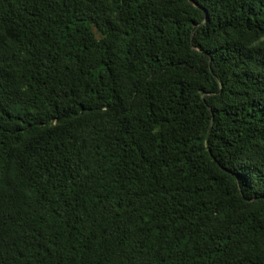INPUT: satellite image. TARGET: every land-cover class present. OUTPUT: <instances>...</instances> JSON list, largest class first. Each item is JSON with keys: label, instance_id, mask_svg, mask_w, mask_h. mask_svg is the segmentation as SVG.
Masks as SVG:
<instances>
[{"label": "trees", "instance_id": "obj_1", "mask_svg": "<svg viewBox=\"0 0 264 264\" xmlns=\"http://www.w3.org/2000/svg\"><path fill=\"white\" fill-rule=\"evenodd\" d=\"M0 264H264V0H0Z\"/></svg>", "mask_w": 264, "mask_h": 264}]
</instances>
